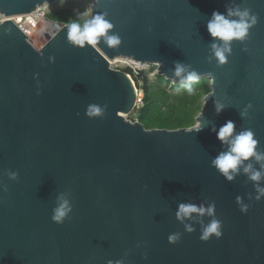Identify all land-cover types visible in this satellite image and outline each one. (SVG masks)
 Here are the masks:
<instances>
[{
	"label": "water",
	"instance_id": "95a60500",
	"mask_svg": "<svg viewBox=\"0 0 264 264\" xmlns=\"http://www.w3.org/2000/svg\"><path fill=\"white\" fill-rule=\"evenodd\" d=\"M57 1L0 0V184L8 188L0 189V264H264V198L254 199L242 169L228 182L210 167L227 147L212 125L251 128L264 150V0H234L258 23L244 43L233 42L221 67L207 60L206 25L233 0H90L93 14H107L119 45L101 38L72 46L65 26L39 51L13 18ZM117 58L157 65L173 85L174 62L209 79L215 97H204L202 130H149L126 120L137 107V85L111 67ZM214 98L226 105L220 114ZM89 105L102 114L86 116ZM59 193H70L73 205L63 224L51 220ZM184 201L215 202L222 237L200 240L207 214L177 220ZM172 233L181 234L178 242H169Z\"/></svg>",
	"mask_w": 264,
	"mask_h": 264
},
{
	"label": "clouds",
	"instance_id": "9594fccd",
	"mask_svg": "<svg viewBox=\"0 0 264 264\" xmlns=\"http://www.w3.org/2000/svg\"><path fill=\"white\" fill-rule=\"evenodd\" d=\"M226 11L221 13L213 11L210 19L207 21V31L212 37V42L209 45V55L207 60L211 63L216 62L217 67H221L228 63V57L233 52V42L244 43L252 29L258 23V16L252 12L248 7H242L240 4L230 2L225 5ZM87 13H78L77 20L67 22L66 40L72 46L84 48L86 45H96L98 41L103 38L107 46H117L120 43L119 34L111 32L113 24L107 19V14L97 12L87 17ZM83 18V22L80 19ZM242 51H248L245 47ZM50 62L54 61L53 57L49 58ZM160 65L159 62H156ZM172 73L174 83L179 84V88L184 89L189 95L194 94V84L200 81V73L197 72L190 64L181 62H174V68L169 70ZM39 95V92L37 93ZM215 97L214 91L207 97ZM207 102V100H206ZM206 104V103H205ZM213 106L215 112L220 114L226 107L218 99H213ZM252 107L248 104L243 110L239 112L241 119H244L249 114V109ZM102 114V109L97 105H89L85 111V115L89 117L98 116ZM194 125L190 131H200L204 127L201 120ZM211 130L216 133L217 139L221 142L222 148L226 150L219 152L214 158L210 160V167L214 168L223 178L232 182L240 174L241 169L247 179L253 182L255 189L256 201L264 198V185L261 181L264 180V150L258 146V141L255 139L254 132L251 128L237 130L233 121H227L223 126L217 130L215 125H212ZM260 164V168H254L251 161ZM10 180H17L18 173L13 171L6 172ZM0 189L4 192L8 191L6 185L0 184ZM56 206L52 209V222L56 224H63L65 219L69 217L73 211V205L70 200V193H59L56 196ZM236 203L242 214H246L248 205L243 203V197L237 196ZM193 213L207 214L211 217L209 223L201 230L200 240L207 242L213 236L217 239L222 237V221L215 217V202L207 205L201 203L199 205L189 202H179L177 205L176 218L183 220ZM187 233H192L195 229L189 225L185 226ZM180 233H172L168 240L170 243H176L180 240ZM147 258V257H145ZM107 264H124L123 259L112 261L109 260Z\"/></svg>",
	"mask_w": 264,
	"mask_h": 264
},
{
	"label": "trees",
	"instance_id": "16d2710c",
	"mask_svg": "<svg viewBox=\"0 0 264 264\" xmlns=\"http://www.w3.org/2000/svg\"><path fill=\"white\" fill-rule=\"evenodd\" d=\"M65 16H53L51 19L67 23L69 20ZM124 72L132 75L130 69H125ZM134 80L136 84L139 81L138 78ZM209 84L206 78L200 79L193 85L194 94L189 95L184 89L181 93L171 92L170 88L177 89L179 86H174L163 76H157L153 83L144 77V85L141 87L144 95L143 106L136 112L138 121L149 130L192 128L196 124V118L202 112L204 97L210 93ZM137 87H140L139 83Z\"/></svg>",
	"mask_w": 264,
	"mask_h": 264
},
{
	"label": "rangeland",
	"instance_id": "374dc122",
	"mask_svg": "<svg viewBox=\"0 0 264 264\" xmlns=\"http://www.w3.org/2000/svg\"><path fill=\"white\" fill-rule=\"evenodd\" d=\"M46 7H47V9L45 12L49 18H51L53 16H58V15H61L64 17V15H66L65 17H66V19L69 20V22L76 20L78 13H87L88 16L85 18H90L91 15H94L92 13V2L90 0H58L55 4H53L51 6H46ZM80 21L83 22V18H81ZM56 22H58V21H56ZM60 23H63V22H60ZM64 24H67V23H64ZM126 60H124V59L113 60V61H111V67L113 69L121 70V71H124L125 69H130L132 71L133 80L136 78L139 79L138 83H139L140 87L139 88L137 87V88L140 90H142L141 87L144 85V77H147L149 79V81L151 83H153L156 81L157 76H160L159 75V67L157 65L146 64V65H143L142 67H139V66L137 67L131 63H128V61H126ZM134 72H138L139 75L137 77H135ZM207 80L211 84L210 80L209 79H207ZM210 84H209V87H210ZM177 86H179V85H177ZM170 90L173 93H181L183 91V89H180L179 91H177V89H172V88H170ZM202 108L204 109V102H203ZM136 112H137V110L135 112H133L132 114L124 115V117L128 121L134 122L135 120H138ZM196 123H197V120H196Z\"/></svg>",
	"mask_w": 264,
	"mask_h": 264
},
{
	"label": "built area",
	"instance_id": "2783aa9c",
	"mask_svg": "<svg viewBox=\"0 0 264 264\" xmlns=\"http://www.w3.org/2000/svg\"><path fill=\"white\" fill-rule=\"evenodd\" d=\"M46 9L47 7L43 6L29 15L16 17V19L14 18L15 20L13 19L39 51L45 46L48 40L54 38L63 27L67 26V24L56 22L49 18L45 12ZM4 20V17L0 15V23ZM134 74L135 77L139 75L138 72H134ZM130 76L132 77L133 75ZM143 97V91L137 88V107L135 111L143 106ZM134 122L139 121L135 120Z\"/></svg>",
	"mask_w": 264,
	"mask_h": 264
},
{
	"label": "bare ground",
	"instance_id": "6f19581e",
	"mask_svg": "<svg viewBox=\"0 0 264 264\" xmlns=\"http://www.w3.org/2000/svg\"><path fill=\"white\" fill-rule=\"evenodd\" d=\"M14 19V18H13ZM15 19H16V17H15ZM14 19V20H15ZM117 59H124V60H126V61H128V63H131V64H133V65H135V66H139V67H142L143 66V64L142 63H139V62H136V61H134L133 59H129V58H117ZM114 60H116V59H114ZM111 61H113V60H111Z\"/></svg>",
	"mask_w": 264,
	"mask_h": 264
}]
</instances>
